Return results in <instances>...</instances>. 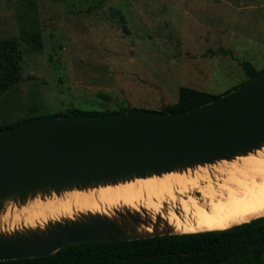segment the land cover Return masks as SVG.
Segmentation results:
<instances>
[{
  "label": "rangeland",
  "instance_id": "obj_1",
  "mask_svg": "<svg viewBox=\"0 0 264 264\" xmlns=\"http://www.w3.org/2000/svg\"><path fill=\"white\" fill-rule=\"evenodd\" d=\"M25 32L42 35L41 51ZM8 38L22 78L0 97V126L73 109L160 112L181 87L221 95L247 81L243 62L264 70V0H0Z\"/></svg>",
  "mask_w": 264,
  "mask_h": 264
},
{
  "label": "water",
  "instance_id": "obj_2",
  "mask_svg": "<svg viewBox=\"0 0 264 264\" xmlns=\"http://www.w3.org/2000/svg\"><path fill=\"white\" fill-rule=\"evenodd\" d=\"M263 144L264 72L185 113L134 110L95 119H37L0 129V207L9 199L23 200L37 193L80 189L229 159ZM174 234L178 233L168 230L129 236L116 224L89 217L50 224L43 233L0 235V262L45 257L82 244Z\"/></svg>",
  "mask_w": 264,
  "mask_h": 264
},
{
  "label": "bare ground",
  "instance_id": "obj_3",
  "mask_svg": "<svg viewBox=\"0 0 264 264\" xmlns=\"http://www.w3.org/2000/svg\"><path fill=\"white\" fill-rule=\"evenodd\" d=\"M89 217L116 224L129 236L224 231L263 218L264 144L171 172L9 199L0 207V235L43 233L50 224Z\"/></svg>",
  "mask_w": 264,
  "mask_h": 264
},
{
  "label": "trees",
  "instance_id": "obj_4",
  "mask_svg": "<svg viewBox=\"0 0 264 264\" xmlns=\"http://www.w3.org/2000/svg\"><path fill=\"white\" fill-rule=\"evenodd\" d=\"M23 39L35 51L43 49L42 35L39 32H25ZM222 51L225 55L232 54L230 50ZM21 61L18 39L0 40V97L21 81ZM242 66L247 76V81L242 85L264 72L257 70L250 62H243ZM225 94L216 95L190 87H181L178 101L164 107L160 112H189ZM104 99L110 98L104 96ZM130 111L134 110L100 113L73 109L53 117L95 119ZM42 118L26 119L10 127L0 126V129ZM0 264H264V217L224 231L82 244L45 257L8 260Z\"/></svg>",
  "mask_w": 264,
  "mask_h": 264
}]
</instances>
